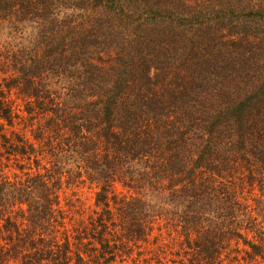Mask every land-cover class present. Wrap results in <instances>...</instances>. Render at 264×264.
Wrapping results in <instances>:
<instances>
[{"label": "trees", "instance_id": "trees-1", "mask_svg": "<svg viewBox=\"0 0 264 264\" xmlns=\"http://www.w3.org/2000/svg\"><path fill=\"white\" fill-rule=\"evenodd\" d=\"M0 21L33 33L0 55V264H264V0H0Z\"/></svg>", "mask_w": 264, "mask_h": 264}, {"label": "rangeland", "instance_id": "rangeland-1", "mask_svg": "<svg viewBox=\"0 0 264 264\" xmlns=\"http://www.w3.org/2000/svg\"><path fill=\"white\" fill-rule=\"evenodd\" d=\"M28 33L32 35V31L28 25H11L10 23L6 21H0V55L1 56H10L12 58L20 57V51L19 48L23 45H26L27 42L30 41V38H28ZM34 73V72H33ZM154 73V70L151 69L150 74L152 75ZM41 77L35 78V81L39 83L38 88H50L51 90H59L64 87H66V82L62 77L58 74L57 70H54V72L51 73H40ZM11 99H15L16 104L19 105L22 108V99L21 95L15 94L13 91L11 93ZM28 134H30L27 131ZM63 152L59 154L57 158H55V162L58 163V165L62 166L63 164ZM3 163L9 165L4 169V172L12 177L13 173L20 174V169L16 166V164L13 161H6L5 159L2 160ZM72 164V161L69 160L68 164L64 169H67V167ZM62 182V190H61V196L63 197H69L72 193L77 194L81 197L83 202L85 203V206L89 209L94 208V198H95V188L89 187L88 185L83 187H74V186H66L65 184V178L63 177L61 179ZM264 183V182H263ZM117 191H121V187L117 186ZM245 196L248 197V203L257 209L255 205H258V207L262 210H260V213L264 214V188L262 185L255 184L252 190H248V192L245 193ZM74 197V196H73ZM72 197V198H73ZM153 203H155L156 207L160 203H165L164 197L161 195L152 194L150 196V200ZM159 203V204H158ZM63 204V201H62ZM168 205V204H167ZM171 207V205H169ZM157 210H160L157 208ZM259 211V209H258ZM164 230V228L162 229ZM156 231H154L155 233ZM145 248L142 247L139 250H144ZM165 253L160 254L159 259H155V255L149 256V254H146L143 252L142 255H139L137 257V249H134L133 253L131 254L130 258H126L125 261H119L116 260L115 264H160L156 261H160L161 264H179V257L175 256L173 254H169V251H166L164 248ZM179 251V246L175 247L174 252ZM182 250H180L179 254L182 255ZM153 257V258H151ZM136 259H139L136 260ZM184 263H186V258L183 257ZM190 264V263H189ZM223 264H227V261H223Z\"/></svg>", "mask_w": 264, "mask_h": 264}]
</instances>
